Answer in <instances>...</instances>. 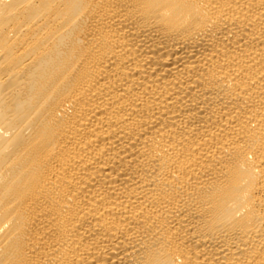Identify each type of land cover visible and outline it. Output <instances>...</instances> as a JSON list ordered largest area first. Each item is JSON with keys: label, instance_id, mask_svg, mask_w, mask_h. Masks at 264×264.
Listing matches in <instances>:
<instances>
[{"label": "bare ground", "instance_id": "obj_1", "mask_svg": "<svg viewBox=\"0 0 264 264\" xmlns=\"http://www.w3.org/2000/svg\"><path fill=\"white\" fill-rule=\"evenodd\" d=\"M0 264H264V0H0Z\"/></svg>", "mask_w": 264, "mask_h": 264}]
</instances>
